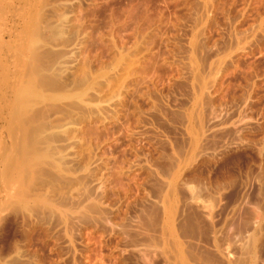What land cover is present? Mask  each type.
<instances>
[{"label": "rangeland", "instance_id": "1", "mask_svg": "<svg viewBox=\"0 0 264 264\" xmlns=\"http://www.w3.org/2000/svg\"><path fill=\"white\" fill-rule=\"evenodd\" d=\"M30 2L57 81L26 112L0 92V264H264V0Z\"/></svg>", "mask_w": 264, "mask_h": 264}, {"label": "bare ground", "instance_id": "2", "mask_svg": "<svg viewBox=\"0 0 264 264\" xmlns=\"http://www.w3.org/2000/svg\"><path fill=\"white\" fill-rule=\"evenodd\" d=\"M1 1H5V0H1ZM15 1H17V0H15ZM22 2L23 4V7L22 6H20V7H22L21 8V11H20V13H19V9L17 8V7H15L16 9H18V10H16V9H14L13 11H17V13H14L13 11V13L12 12H10L11 14H14V17L15 18H13V19H15V20H17L18 21V23L19 24H17V23H15V24H12L11 23V27L14 25V27H12V29L11 28H9V29H11V30H8V35H9V40H10V42H9V44H8V46H9V54H11V57H12V59H10V66L8 65L9 63H7L6 61V63L4 64L3 62H1L0 61V66H1V68L2 69H4V71L5 72H7V74L9 73V68L11 69L12 68V71H13V73H11L12 71H10V73L12 74V78L10 77V79H9V82H8V80H7V83L5 84V86H3L4 88L2 89V88H0V92H3V97H8L9 95H10V93H11V95H12V97L13 96H15L14 98H16V102H17V100L20 98V102H19V106H18V108H21L22 109V107H23V112H26L25 111V109H24V107H25V103H24V101H29V99H41V93L43 92L44 93V91H46V88H48V89H50L49 87H51L52 88V86L54 87V86H56V81L57 80H55L54 78V74H52V77L50 76V73H51V71L50 70H52V68H49V69H47L46 68V66L44 67V66H42L41 65V58L43 57H41V16H42V12H41V9H39L40 11H39V13H37V15H34V12L32 13V11L30 10V8L32 7L31 6V0H18L17 2L19 3V2ZM37 0H35V2H36ZM41 1V0H40ZM45 1V0H44ZM53 1V0H52ZM13 2V1H12ZM11 2V3H12ZM1 3V2H0ZM10 3V4H11ZM14 3H16V2H14ZM49 3H51V1L49 2ZM55 3V2H54ZM53 3V4H54ZM58 2H56V4H57ZM9 4V3H8ZM7 4V5H8ZM9 4V5H10ZM13 4V3H12ZM41 4H43V3H41ZM41 4H40V8L42 7L41 6ZM6 5V4H5ZM58 5H60L59 3H58ZM62 5H64V4H62ZM1 6V5H0ZM15 6V5H14ZM11 7H13V5L12 6H10L9 8H11ZM19 7V8H20ZM30 7V8H29ZM36 7V6H35ZM50 7V6H49ZM55 7V6H54ZM53 7V8H54ZM57 7V6H56ZM1 10H3V9H1ZM8 11V10H7ZM15 11V12H16ZM48 12V11H47ZM55 12H57V11H55ZM76 12V11H75ZM36 13V12H35ZM73 14V13H72ZM2 16V15H1ZM8 16V15H7ZM11 16V15H10ZM52 16V15H51ZM43 17V16H42ZM49 17V16H48ZM45 20V19H44ZM50 20V19H49ZM53 20V19H52ZM59 21V20H58ZM7 23V22H6ZM57 26V25H56ZM198 27V26H197ZM200 27V26H199ZM205 27V26H204ZM1 28V27H0ZM7 28V27H6ZM5 28V29H6ZM21 29H23V30H21ZM64 29V28H63ZM7 30V29H6ZM43 30H44V28H43ZM10 31V32H9ZM27 31H30V32H27ZM204 31V30H203ZM7 32V31H6ZM24 32H27V33H30V34H32V41H31V44L29 43V39H27V37L26 36H24V35H22V33H24ZM47 32V31H46ZM49 32V31H48ZM58 32V31H57ZM52 33V32H51ZM43 34H44V32H43ZM53 34V33H52ZM51 34V35H52ZM61 35V37H62V34H60ZM195 35V34H194ZM31 36V35H30ZM43 36V35H42ZM55 36H56V34H55ZM46 37V36H45ZM53 37V36H52ZM57 38V37H56ZM58 38H59V36H58ZM45 39V38H44ZM46 39H47V37H46ZM45 39V40H46ZM53 39V38H52ZM31 40V39H30ZM49 41V40H48ZM196 41V40H195ZM199 41V40H198ZM58 42V41H57ZM75 42V41H74ZM2 43V42H1ZM51 43V42H50ZM193 43V42H192ZM53 44H54V42H53ZM47 45V44H46ZM76 45V44H75ZM194 45H196V43H194ZM194 45H192V47L194 46ZM202 45V44H201ZM48 46V45H47ZM46 46V47H47ZM50 46H51V44H50ZM138 47V46H137ZM196 47V46H195ZM48 48V47H47ZM198 48V47H197ZM8 49V48H7ZM45 49V48H44ZM43 49V50H44ZM54 49V48H53ZM52 49V50H53ZM192 49V48H191ZM200 49V48H199ZM42 50V51H43ZM135 50V49H134ZM194 50V49H193ZM192 50V51H193ZM49 51H50V49H49ZM64 51V50H63ZM198 51V50H197ZM202 51V50H201ZM125 52V51H124ZM134 52V51H133ZM195 55H196V49H195ZM61 53H62V51H61ZM46 55H47V53H45ZM65 54V53H64ZM51 55V54H50ZM49 55V56H50ZM66 55V54H65ZM130 55V54H129ZM191 55H192V52H191ZM190 55V56H191ZM72 56V55H71ZM132 56H134V55H132ZM193 56V58H195V56L194 55H192ZM10 57V58H11ZM66 57V56H65ZM189 57V56H188ZM201 57V56H200ZM55 58V57H54ZM131 58V57H130ZM190 58V57H189ZM196 58H197V56H196ZM195 58V59H196ZM203 58V57H202ZM51 59V58H50ZM60 59H61V57H60ZM68 59V58H67ZM67 59H64V60H67ZM190 59H192V58H190ZM2 60V59H1ZM7 60V59H6ZM136 60V59H135ZM8 61V60H7ZM49 61H51V60H49ZM127 61V60H126ZM129 61V60H128ZM133 61H134V59H133ZM196 61V60H195ZM193 59H192V62L194 63L195 62ZM208 61V60H207ZM215 61V60H214ZM54 62H55V59H54ZM218 62V61H217ZM224 62V61H223ZM222 62V63H223ZM51 63H52V61H51ZM56 63V62H55ZM125 63V62H124ZM189 63H190V61H189ZM50 65V64H49ZM193 65H195V63L193 64ZM222 64H220V66H221ZM51 66H54V65H52L51 64ZM129 66V65H128ZM196 67H197V65H195ZM210 67H211V65H209ZM47 67H49V66H47ZM61 67V66H60ZM190 67V66H189ZM217 67V66H216ZM222 67V66H221ZM53 68H55V67H53ZM192 68V67H191ZM199 68V67H198ZM217 68H219V67H217ZM196 69V70H195ZM195 69H193V70H195L196 72H197V68H195ZM220 69V68H219ZM214 70V69H213ZM66 71V70H65ZM85 71H86V69H85ZM84 71V72H85ZM123 71H125L124 69H123ZM202 71V70H201ZM221 71V70H220ZM53 72V71H52ZM87 72H89V71H87ZM193 72V71H192ZM200 72V70H198V73ZM213 72V71H212ZM222 72V71H221ZM135 73V72H134ZM202 73V72H201ZM216 73V72H215ZM196 74V73H195ZM194 74V75H195ZM200 74V73H199ZM203 74V73H202ZM81 75V74H80ZM85 76H86V74H84ZM88 75V74H87ZM197 77H198V75H196ZM196 76H195V78H196ZM5 77V76H4ZM9 77V76H8ZM203 77V76H202ZM7 78V77H6ZM198 78H200V76L198 77ZM198 78H197V80H198ZM201 79V78H200ZM86 80V79H85ZM89 81V80H88ZM87 81V82H88ZM199 81V80H198ZM0 82H2V80H0ZM79 82V81H78ZM81 82V81H80ZM214 82V81H213ZM62 83V82H61ZM196 83V82H195ZM200 83V82H199ZM57 84H58V82H57ZM79 84V83H78ZM204 84V83H203ZM61 85V84H60ZM2 86V85H1ZM203 86V85H202ZM8 87V90L5 92L4 90H5V88H7ZM59 86H57V88H58ZM88 87V86H87ZM197 87H198V84H197ZM196 87V88H197ZM212 87V86H211ZM54 88H56V87H54ZM201 88V87H200ZM206 88V87H205ZM125 89V88H124ZM42 93V94H43ZM48 93V92H47ZM196 93H198L197 91H196ZM2 94V93H1ZM45 95V94H44ZM196 95H198V96H200L199 94H196ZM43 96V95H42ZM203 96V95H202ZM18 98V99H17ZM195 98V97H194ZM204 99V98H203ZM44 100V99H43ZM21 101H22V103H24V104H22L21 106H20V104H21ZM42 100H40V102H41ZM16 102L14 103L15 105L14 106H16L17 104H16ZM35 102V101H34ZM37 102V101H36ZM196 102V101H195ZM32 102H30V104H31ZM200 104V103H199ZM59 105V104H58ZM36 106V105H35ZM39 106V105H38ZM17 107V106H16ZM34 107V106H33ZM46 107V106H45ZM18 108H16L15 109V107H14V109H13V115H16V116H14V117H12L13 119L14 118H16L17 117V115L19 116L20 115V113H22ZM53 108V107H52ZM197 108V107H196ZM199 108V107H198ZM201 108V107H200ZM48 109V108H47ZM46 109V110H47ZM58 109H60L59 107H58ZM28 110V109H27ZM50 110V109H49ZM53 111H55V110H53ZM198 111H199V109H198ZM11 112V111H10ZM28 112V111H27ZM29 112L31 113V111L29 110ZM64 112V111H63ZM34 113V112H33ZM38 113V112H37ZM198 113V112H197ZM11 114V115H12ZM28 114V113H27ZM61 114V113H60ZM26 115V114H25ZM25 115L23 114V116L25 117ZM35 115V114H34ZM22 116V117H23ZM37 116H39V115H37ZM36 116V117H37ZM11 117V116H10ZM42 117V116H41ZM18 119L19 118H21V117H17ZM16 118V119H17ZM31 118H33V117H31ZM10 119V118H9ZM8 119V120H9ZM17 119V120H18ZM22 119V118H21ZM41 119V118H40ZM43 119H44V117H43ZM1 120V119H0ZM27 120V119H26ZM29 120V119H28ZM39 120V119H38ZM198 120V119H197ZM10 122V121H9ZM18 122H21L20 120H18ZM18 122H16V123H18ZM27 121H25V123H26ZM11 123V122H10ZM37 123H39V121H37ZM51 123V122H50ZM13 125H15L14 123H13ZM20 125V124H19ZM19 125H18V127H19ZM22 125V124H21ZM30 125V124H29ZM23 126H24V124H23ZM26 126V125H25ZM25 126H24V128H25ZM31 126V125H30ZM15 127V126H14ZM16 128V127H15ZM23 127H22V132H23V130H24V132L23 133H25L26 132V130L24 129ZM27 128H28V126H27ZM35 128V127H34ZM19 129V128H18ZM21 129V128H20ZM20 129H19V131H20ZM38 129H39V127H37L35 130H36V132L38 131ZM14 130H17V128L16 129H14ZM30 130V129H29ZM34 130V131H35ZM11 131V130H10ZM40 131V130H39ZM31 132V131H30ZM15 133V132H14ZM20 133V132H19ZM22 133V135H24ZM27 133V132H26ZM25 133V134H26ZM32 133V132H31ZM38 133V132H37ZM37 133H35V134H37ZM28 135H29V133H27ZM45 134V133H44ZM47 134V133H46ZM204 134V133H203ZM12 135H13V133H12ZM19 135V134H18ZM27 135V136H28ZM31 135V134H30ZM29 135V137H33L34 136V132H33V134L30 136ZM38 135H39V133H38ZM37 135V136H38ZM19 137V136H18ZM31 137V138H32ZM40 137H42L41 135H40ZM52 137V136H51ZM37 137H35V139H36ZM49 138V137H48ZM198 138V137H197ZM15 139V138H14ZM18 139V138H17ZM34 139V140H35ZM44 139V138H43ZM193 139V138H192ZM13 140V139H12ZM33 140V139H32ZM33 140V141H34ZM51 140V139H50ZM202 140V139H201ZM18 141V140H17ZM27 141H29V140H27ZM36 143H38L37 141H35ZM50 142H53V141H50ZM193 142V141H192ZM31 144L33 143V142H30ZM35 143V144H36ZM55 143V142H54ZM53 143V144H54ZM87 143V142H86ZM195 143V142H194ZM44 144V143H43ZM46 144V143H45ZM8 145V144H7ZM6 145V146H7ZM28 145H30L29 143L27 144V146ZM4 146H5V144H4ZM16 146H17V144H16ZM46 146V145H45ZM44 146V147H45ZM192 146V145H191ZM26 147V146H25ZM30 147V146H29ZM33 147H35V145H34V143L32 144V148ZM40 148V147H39ZM54 148V147H53ZM192 148V147H191ZM25 150H26V148H24ZM35 149V148H34ZM34 149H31L32 151L34 150ZM69 149V148H68ZM67 149V150H68ZM8 150V149H7ZM19 150H21V149H19ZM18 150V151H19ZM6 151V150H5ZM17 151V150H16ZM18 151H17V153H18ZM32 151H30V153L32 154ZM36 151H37V147H36ZM46 151V150H45ZM28 152V153H27ZM44 152V151H43ZM15 153V152H14ZM16 153V154H17ZM24 153V152H23ZM26 153H27V155H28V157L30 158V154H29V151L28 150H26ZM35 153V151H33V155H35L34 154ZM20 153H18V156L19 157H21L20 155H19ZM30 155V156H29ZM31 156V158L32 159H34L35 160V158H37V160L39 161V160H41V156H39V157H37V156ZM36 155H38V153L36 154ZM45 155V154H44ZM14 156V155H13ZM24 157H26V159H28V157L27 156H23V158ZM34 157V158H33ZM14 158H16V157H14ZM40 158V159H39ZM43 159V158H42ZM23 160V159H22ZM25 160V159H24ZM34 160H31L30 161V159L28 160V162H29V164H30V166L31 165H33L34 163H37L36 161L35 162H33ZM45 160V159H44ZM26 161V162H25ZM24 162L25 163H23L24 165L26 164V167H28L27 166V160H25ZM30 162H33V163H30ZM43 162V161H42ZM39 163H41V162H39ZM38 163V164H39ZM12 164V163H11ZM23 164L21 165V166H23ZM43 165V164H42ZM29 166V167H30ZM36 167H38V166H36ZM41 167V166H40ZM39 167V168H40ZM53 167V166H52ZM55 167V166H54ZM14 168V167H13ZM32 168V167H31ZM38 168V169H39ZM43 168V167H42ZM42 168H40V169H42ZM27 169V168H26ZM33 169H35L34 167H33ZM24 170V169H23ZM29 170V169H28ZM31 170V169H30ZM32 171V170H31ZM36 171V170H35ZM43 171V170H42ZM58 171V170H57ZM20 172V171H19ZM22 172V171H21ZM24 172V171H23ZM34 172V171H33ZM37 172H40V171H37ZM29 173H30V171H29ZM29 173H26V174H29ZM35 173V172H34ZM60 173V172H59ZM19 174V173H18ZM22 174V173H21ZM20 174V175H21ZM26 174H25V177H26ZM9 175V174H8ZM13 175V174H12ZM35 175V174H34ZM6 176H7V174H6ZM18 176V175H17ZM24 176V175H23ZM31 176V175H30ZM89 176V175H88ZM28 177V176H27ZM10 178H11V176H10ZM70 178V177H69ZM72 178H74V179H76L75 177H72ZM13 179H14V177H13ZM17 179V178H16ZM15 179V180H16ZM20 179V178H19ZM84 179V178H83ZM87 179H88V177H87ZM14 180V181H15ZM73 180V179H72ZM8 181H9V179H8ZM11 181H13V180H11ZM17 181H19V180H17ZM27 181H29V179L27 180ZM71 181V180H70ZM84 181V180H83ZM16 182V181H15ZM20 182H21V180H20ZM22 182H24L23 180H22ZM21 182V183H22ZM71 182H73V181H71ZM75 182V181H74ZM76 182H77V180H76ZM9 183V182H8ZM31 183V182H30ZM35 183V182H34ZM70 183V182H69ZM68 183V184H69ZM77 183H79V182H77ZM15 184V183H14ZM18 184V183H17ZM23 184V183H22ZM84 184V183H83ZM89 184H91V183H89ZM31 185V184H30ZM71 185V184H70ZM73 185V184H72ZM77 185V184H76ZM76 185H74V186H76ZM171 186H172V183H171ZM170 186V187H171ZM17 187V186H16ZM78 187V186H77ZM87 187V186H86ZM21 188V187H20ZM70 188H72V187H70ZM75 188V187H74ZM30 189V188H29ZM12 190V189H11ZM76 190V189H75ZM78 190V189H77ZM76 190V191H77ZM73 191V190H72ZM86 191H87V189H86ZM170 191V190H169ZM171 191H172V189H171ZM170 191V192H171ZM15 192V191H14ZM88 192V191H87ZM172 194V193H171ZM79 196H80V194H78ZM170 195V194H169ZM88 196H90V195H88ZM164 196H166V195H164ZM167 197V196H166ZM165 197V198H166ZM81 198V197H80ZM90 198V197H89ZM168 198V197H167ZM83 199V198H82ZM77 200H78V198H77ZM81 200V199H80ZM84 200V199H83ZM168 200V199H167ZM166 200V201H167ZM90 201V200H89ZM164 201V200H163ZM166 201H164V202H166ZM168 201H170V200H168ZM166 202L167 204L169 203V202ZM82 202V201H81ZM86 202V201H85ZM163 202V203H164ZM10 203V202H9ZM167 204H166V207L165 206H163V208H165V211H164V213L166 214L165 215V227H164V225H163V227H164V229H167V233H168V235L171 237V239H172V241H174V243H175V245L177 244V237L174 235V230H173V221H175L176 222V219H174L173 218V213H172V210H171V213H169V210H168V207H167ZM163 205H165V204H163ZM91 206V205H90ZM9 207V206H8ZM89 208V207H88ZM170 209H172V208H170ZM164 216V215H163ZM163 219V218H162ZM174 219V220H173ZM263 228H264V226H263ZM163 229V228H162ZM176 231V230H175ZM167 235V234H166ZM168 236V237H169ZM163 237V236H162ZM165 237V236H164ZM176 237V238H175ZM255 237V236H254ZM167 239V238H166ZM170 240V239H169ZM166 241V240H165ZM171 241V242H172ZM170 243V241L168 242V244ZM173 243V244H174ZM171 245V246H175V245ZM180 244H181V241H180ZM180 244H177V246L179 245L180 246ZM251 245V244H250ZM166 246V245H165ZM183 245H181V247H182ZM179 248V251H181L180 249H182V248ZM170 248H172V247H170ZM175 249H177L178 250V248L177 247H175ZM171 250V249H170ZM177 250H175V252L177 251ZM168 251V250H167ZM174 251V250H173ZM173 251H172V253H173ZM178 252V251H177ZM176 252V253H177ZM182 252V251H181ZM264 252V251H263ZM169 253V252H168ZM175 253V255L177 256V254ZM260 253V252H259ZM170 255V254H169ZM180 255V253L178 254V256ZM177 256V257H178ZM264 256V255H263ZM172 257V256H171ZM173 260V259H172ZM257 264V263H256Z\"/></svg>", "mask_w": 264, "mask_h": 264}]
</instances>
